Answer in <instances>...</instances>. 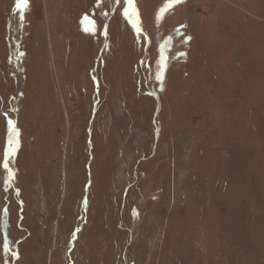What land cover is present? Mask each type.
Instances as JSON below:
<instances>
[{"label": "rangeland", "instance_id": "rangeland-1", "mask_svg": "<svg viewBox=\"0 0 264 264\" xmlns=\"http://www.w3.org/2000/svg\"><path fill=\"white\" fill-rule=\"evenodd\" d=\"M15 1L0 264H264V0Z\"/></svg>", "mask_w": 264, "mask_h": 264}, {"label": "snow or ice", "instance_id": "snow-or-ice-1", "mask_svg": "<svg viewBox=\"0 0 264 264\" xmlns=\"http://www.w3.org/2000/svg\"><path fill=\"white\" fill-rule=\"evenodd\" d=\"M173 2H174V3H181L182 0H173ZM22 4H23V5H26V4H27V0H18V4H17V6L20 7ZM129 7H130L131 14H132V15H135V14H136V13H135V9L132 8V6H131V0H129ZM125 15H129V11L126 10ZM189 39H190V38H189ZM10 132H11L15 137H18V136H19V132H18V130L15 128L14 125H13V127L10 129ZM18 143H19L18 139L13 140V139L10 137V139H9V147H8V153H7L9 156L13 155V154L16 152V148H17V146H18ZM4 167L7 168L8 165L5 164Z\"/></svg>", "mask_w": 264, "mask_h": 264}, {"label": "bare ground", "instance_id": "bare-ground-1", "mask_svg": "<svg viewBox=\"0 0 264 264\" xmlns=\"http://www.w3.org/2000/svg\"><path fill=\"white\" fill-rule=\"evenodd\" d=\"M17 4H18L17 1H15V4H14L15 9H14V10H16V11L18 10V9H17Z\"/></svg>", "mask_w": 264, "mask_h": 264}]
</instances>
